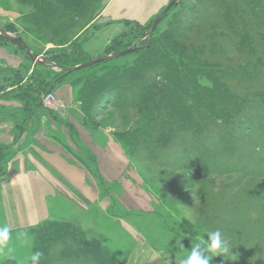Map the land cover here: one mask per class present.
I'll list each match as a JSON object with an SVG mask.
<instances>
[{"label":"trees","instance_id":"trees-1","mask_svg":"<svg viewBox=\"0 0 264 264\" xmlns=\"http://www.w3.org/2000/svg\"><path fill=\"white\" fill-rule=\"evenodd\" d=\"M196 1L201 5L182 1L181 14H176L180 24H171L155 41L154 32L150 45L147 44L150 26L145 32L147 42L138 51L154 53V58H165L168 62L161 64L159 60H154L141 70L132 68L124 75L129 76L131 73L124 87L116 84L117 88H124L129 93L123 99L124 104L119 105L125 117H130L133 112L138 114L131 122L133 127L117 133L116 140L134 160L141 159L142 151L155 142L159 150L153 158L168 159V156H172L173 161H165V166L186 159V163L180 164L182 167H193L198 175H203L215 173L220 164L224 165L228 161L226 156H230L239 165L233 166L231 162L229 166L225 165L227 171L238 169L246 175L264 176V153L253 163L241 158L245 151L254 153L256 146L264 148V129L259 134L252 133L253 129L264 127V0ZM26 2L32 6L26 17V22L32 27H26V30L32 32V29H40L59 38L83 19L86 25L90 24L102 12V8L97 11L99 0ZM2 26L5 31L12 32L8 26ZM0 39L15 41L2 34ZM134 43L136 41L123 49L107 53L122 51L134 46ZM166 45L168 47L164 51L161 46ZM106 62L109 60L99 64ZM53 76L51 71L42 76L35 75L37 82L34 85L29 84L27 90L13 95L25 97L22 106L0 108V114L13 119L21 128L26 127L30 119L37 118L40 110L52 114L53 110L44 105L40 92L52 90L56 82L65 78ZM204 78L210 83L203 82ZM2 90L0 88V98L9 99L11 93ZM116 90L118 94L120 90ZM241 138L243 141L239 145L237 141ZM78 147L84 154V164L95 175L102 195L112 199L110 212L117 215V206H113V184L104 180L94 152L86 146ZM200 155H204V159L199 160ZM13 156L10 147L0 146V175L6 173L8 162ZM164 175L176 180L174 173L166 172ZM252 191V194H241L224 201L226 203L217 204L215 211L209 214L211 219L208 229H219L222 234L230 235L239 242L236 258L244 262L249 260L252 250L243 245L247 238H250L249 242L258 243L257 246L262 244L264 249V187ZM181 221L180 226L187 228V219ZM53 227L67 229L69 233L78 235L81 245L58 233L57 248H53L52 240L47 237ZM32 229L35 235L34 252L39 250L45 254L41 260L46 259L48 264L79 261L123 264L99 238L89 237V233L75 222L47 219ZM176 234L180 233L176 231ZM181 236L193 245L202 242L185 234ZM42 238L47 241L48 251H43L39 246ZM65 244L73 250L82 249L90 260L80 254H65ZM50 249L51 254H48ZM198 250L207 255L202 243ZM212 260L218 264H232L220 254ZM2 264L18 263L10 259Z\"/></svg>","mask_w":264,"mask_h":264},{"label":"rangeland","instance_id":"rangeland-1","mask_svg":"<svg viewBox=\"0 0 264 264\" xmlns=\"http://www.w3.org/2000/svg\"><path fill=\"white\" fill-rule=\"evenodd\" d=\"M26 1L0 0V25L8 26L13 32L10 34L22 39V41L0 39V61H3L0 62V88L5 93H11V96L8 95L9 99L0 98V104L9 105L8 107L10 108L21 107L22 100L25 101V97L23 95H13L22 93L24 89L27 90L29 84L34 85L37 82L34 78L35 75L42 76L51 71L54 73L53 77L57 79L65 77L59 82L55 81V87L52 90L40 92L42 99L48 92H52L55 95L54 103L51 106H47L53 110L52 114L40 110L37 114L39 117L30 119L26 127H35L40 124L47 127H56L54 128L57 130L56 137L60 140L61 145H64L66 152L73 160H78L83 166L88 168L84 164V154L78 147V145L87 146V144L81 142L76 137V133L74 134L71 130L72 128L74 130L76 126L86 127L99 141H105L110 137L121 145L116 140L117 133L128 130V127H133L131 122L138 117V114L133 112L130 117H125L119 105L124 104L123 99L129 93L124 88H117L116 84L124 87L125 80L131 73L129 76L124 75L132 68L141 70L154 60H159L161 64L168 62L165 58H154V53L138 50L147 42V36L149 37V35L147 34L146 36L144 34L148 27L150 26L151 29L156 16L171 0H167L152 18L153 21L151 20L152 22L150 21L147 24L129 19L117 22H104L103 20L99 21L97 16L88 25L85 24L86 20L83 19L78 24L70 27L66 35L64 34L65 36L60 38L52 37L40 29H32V32L26 30V27H32L26 22V17L32 9V6ZM156 1L162 2L163 0ZM182 1L186 4L201 5L196 0H180L179 7H173L163 17L156 29L157 31H155L154 41L160 39L162 32L164 33L168 30L171 24H180L176 14L179 12L181 14L180 5H182ZM108 2L109 0H99L97 11L101 10V8L103 11ZM151 38L149 37L148 45L151 44ZM135 41L134 46L138 47V49L131 53L115 60H109V62L104 64L96 63L70 73L65 69L43 62L50 61L64 67H75L105 55L109 51L123 49ZM26 46L30 49L32 56H30ZM167 47V45L161 46L164 51L167 50ZM203 82L210 83L206 78H204ZM138 83L140 82L138 81ZM62 84H67L71 87L74 95L73 101H67L62 95L63 92L61 90L59 92ZM116 89L120 90L118 94ZM9 90L12 91L9 92ZM12 96L13 98L11 99L10 97ZM43 116H46L48 120L43 122L40 119ZM8 120L14 123L17 133L18 127L21 126L16 124L11 118H8ZM62 128L64 129L61 130ZM263 129L264 127L253 129L252 133L259 134ZM236 130L234 128L235 132ZM234 131L231 130L230 132ZM241 141H243V138L237 141L239 145ZM147 147L142 151L141 159L134 160L133 158L130 159L127 151L122 146L129 158V169L136 178L135 182L139 183L148 192L152 200L151 211H136L134 212L136 215H132L129 221L130 224L132 222L136 224L138 228L136 230L142 233V235L137 236V241H143L144 245L141 246L139 242L138 249H141L142 255H146L148 259H129L130 252L136 241L127 234L128 231L122 228L121 224L116 220L121 218L119 216H124L125 211L127 212V210L122 208L119 195L117 194L120 190L119 183L113 185L112 188V193L115 197L114 202L116 203L113 206H117L115 210L119 216L113 218L108 214L103 216L100 212H96L95 214L88 213L87 216L81 217L82 212L80 209H74V207L71 209L70 206H67L68 211L57 209V216L68 218L62 221L75 222L89 233V237L99 238L104 246L112 248V252L121 259L123 264H126V262L130 264H181L182 260L190 255V249L193 246L187 239L182 238V234L202 241L207 240L208 233L212 232L208 229L209 220L211 219L209 214L215 211L217 204L226 203L224 201L234 196L252 194L254 192L252 190L264 187V176L246 175L238 171V169L227 171L226 166H229L231 162L233 166L239 165L233 157L226 156L228 161L224 165L220 164L215 169V173L198 175L193 167L189 169L180 165L182 162L186 163V159H181L178 162L176 161L177 163L165 166V161L170 162L172 156H168V159L161 157L156 160L153 158L157 150H159L157 143H150ZM151 148L154 150L149 151ZM14 152L13 150V154ZM263 153L264 148L256 146L254 153L245 151L244 156H241V158L253 163L254 159ZM198 158L199 160L204 159V155H200ZM219 170L224 171L218 172ZM166 172L174 173L176 180L173 181L166 177L164 175ZM132 211L135 210L132 209ZM110 213L112 214V211ZM75 214L81 217L82 220L79 217L80 220L74 219L73 216ZM184 218L189 223H185L187 228L180 226L181 220ZM130 229L133 230L135 228L130 227ZM176 231L180 234H176ZM58 233H62L66 237L73 239L77 245H81L78 235L69 233L67 229L62 230L61 228L53 227L47 236L52 240L53 248H57ZM34 237L32 228L9 233L8 244L0 251V264L10 259L18 264H30V260L27 258L34 252ZM223 237L229 244V252L220 255H224L225 260L228 262L232 264H264L262 244L257 246L258 243L249 242L250 238H247L246 242L242 241L245 243L243 244L244 247L252 249L249 260L244 262L238 260L237 256H233L236 255L239 249V242H236L230 235L223 234ZM46 244L47 241L43 238L39 242V246L43 248V251L46 250ZM148 249L152 251L146 254ZM49 251L48 254H51V249ZM63 251L65 254L69 253L74 256L80 254L84 259L90 260V257L82 249L75 248L73 250L68 244L64 245ZM166 251L168 254L170 252L171 255L166 254ZM201 254L206 255L203 252ZM40 264H48V262L44 259L40 261ZM72 264L89 263L79 261ZM210 264L218 263L211 260Z\"/></svg>","mask_w":264,"mask_h":264},{"label":"crops","instance_id":"crops-1","mask_svg":"<svg viewBox=\"0 0 264 264\" xmlns=\"http://www.w3.org/2000/svg\"><path fill=\"white\" fill-rule=\"evenodd\" d=\"M166 2L167 0H109L98 20L117 22L129 19L147 24ZM60 90L67 101H73L74 95L69 85L62 84L59 92ZM8 106L0 104L1 109ZM40 119L43 122L48 120L46 116ZM54 128L56 127L40 124L35 127H18L19 132L16 133L14 123L6 115L0 114V146H8L15 151L8 162L6 173L0 175V228L7 227L9 233L33 228L47 219L66 220L68 218L57 216V209L68 211L67 206L80 209L81 217L96 212L113 218L119 216L110 213L112 199L102 195L95 175L78 160L70 157L57 139V130ZM73 133L96 155L104 180L109 184H120L119 193H116L122 208L127 212L116 220L136 241L129 259H148L138 249L139 242L141 246L144 245L143 241H137V236L142 233L136 230V224H130L129 221L132 215H136V211H151L152 200L148 192L135 182L136 178L130 172V161L124 149L110 137L99 141L86 127L76 126ZM73 217L77 220L81 218L77 214ZM130 227L135 229L131 230ZM148 250L146 254L152 251ZM165 253L168 254L167 251ZM168 255H171L170 252Z\"/></svg>","mask_w":264,"mask_h":264},{"label":"clouds","instance_id":"clouds-1","mask_svg":"<svg viewBox=\"0 0 264 264\" xmlns=\"http://www.w3.org/2000/svg\"><path fill=\"white\" fill-rule=\"evenodd\" d=\"M207 237V240H204L200 243H195L193 246H191L190 255L184 258L181 264H210V261L213 259V257L229 252V244L227 240L224 239L223 234L219 229L209 232ZM8 241L9 229L7 227L0 228V251H2L7 246ZM201 243L204 245L207 255H202L201 252L197 250ZM42 256L43 253L37 250L33 252L27 259L30 260V264H40Z\"/></svg>","mask_w":264,"mask_h":264},{"label":"water","instance_id":"water-1","mask_svg":"<svg viewBox=\"0 0 264 264\" xmlns=\"http://www.w3.org/2000/svg\"><path fill=\"white\" fill-rule=\"evenodd\" d=\"M179 1L180 0H171L169 2V4L156 16L155 20L153 21L152 27H151V29H150V31L148 33L150 38L152 37V35L156 31V29H157L158 25L160 24V22L162 21L163 17L173 7L177 6L179 4ZM0 34L4 35L5 37H7L9 39L15 40V41H22V39L18 38L17 36H14V35L10 34L9 32L5 31L2 25H0ZM136 49H138V47L132 46V47H129L127 49H124V50L116 52V53H110V54L102 55V56L94 58V59H92L90 61L81 63L80 65L75 66V67H64V66L57 65V64H55L53 62H50V61H43V62H47V63H49L51 65L56 66V67H60L62 69H65V70H67L70 73V72H73V71H75V70H77L79 68H85L87 66H90V65H93V64H96V63H100V62L108 61V60H115V59H117V58H119L121 56H124V55H126L128 53H131V52L135 51ZM27 50L30 53V56H32V54L30 52V49L28 47H27Z\"/></svg>","mask_w":264,"mask_h":264},{"label":"built area","instance_id":"built-area-1","mask_svg":"<svg viewBox=\"0 0 264 264\" xmlns=\"http://www.w3.org/2000/svg\"><path fill=\"white\" fill-rule=\"evenodd\" d=\"M55 95L52 92H48L46 95H44L42 101L44 105L51 106L54 103Z\"/></svg>","mask_w":264,"mask_h":264}]
</instances>
